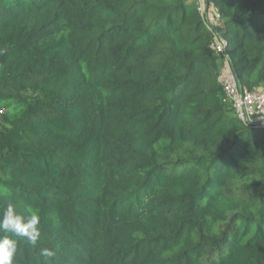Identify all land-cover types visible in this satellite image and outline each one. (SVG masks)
I'll return each mask as SVG.
<instances>
[{
    "label": "trees",
    "instance_id": "1",
    "mask_svg": "<svg viewBox=\"0 0 264 264\" xmlns=\"http://www.w3.org/2000/svg\"><path fill=\"white\" fill-rule=\"evenodd\" d=\"M239 87L264 0H207ZM196 0H0V211L14 264H264V136L236 118Z\"/></svg>",
    "mask_w": 264,
    "mask_h": 264
},
{
    "label": "built area",
    "instance_id": "2",
    "mask_svg": "<svg viewBox=\"0 0 264 264\" xmlns=\"http://www.w3.org/2000/svg\"><path fill=\"white\" fill-rule=\"evenodd\" d=\"M197 10L205 26L213 32L214 39L211 49L224 55V65L219 75L226 101L231 105L237 119L264 128V86L253 90H242L233 72L229 56L226 52L227 43L222 34L225 20L217 7L207 0H196Z\"/></svg>",
    "mask_w": 264,
    "mask_h": 264
},
{
    "label": "clouds",
    "instance_id": "3",
    "mask_svg": "<svg viewBox=\"0 0 264 264\" xmlns=\"http://www.w3.org/2000/svg\"><path fill=\"white\" fill-rule=\"evenodd\" d=\"M29 215L19 213L14 204H8L0 211V264H14L17 253V238L36 244L40 239V216L37 210L29 209ZM40 255L44 257V264L55 253L49 248H41Z\"/></svg>",
    "mask_w": 264,
    "mask_h": 264
},
{
    "label": "rangeland",
    "instance_id": "4",
    "mask_svg": "<svg viewBox=\"0 0 264 264\" xmlns=\"http://www.w3.org/2000/svg\"><path fill=\"white\" fill-rule=\"evenodd\" d=\"M2 113L1 109H0V114ZM261 134L264 136V128L261 129Z\"/></svg>",
    "mask_w": 264,
    "mask_h": 264
}]
</instances>
